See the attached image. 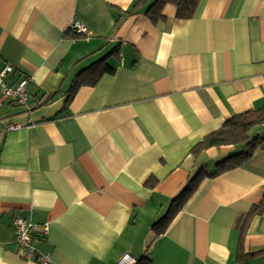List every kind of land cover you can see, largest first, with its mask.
<instances>
[{
    "label": "crops",
    "instance_id": "obj_1",
    "mask_svg": "<svg viewBox=\"0 0 264 264\" xmlns=\"http://www.w3.org/2000/svg\"><path fill=\"white\" fill-rule=\"evenodd\" d=\"M152 2L0 0V66H13L10 85L30 79L28 107H0V264H34L14 241L16 216L38 226L35 247L53 264H118L124 253L264 264V124L249 132L262 139L250 157L203 177L154 229L200 170L240 151L197 150L202 139L264 107V0H198L189 18L168 3L156 20ZM101 59L112 73L68 99Z\"/></svg>",
    "mask_w": 264,
    "mask_h": 264
},
{
    "label": "trees",
    "instance_id": "obj_2",
    "mask_svg": "<svg viewBox=\"0 0 264 264\" xmlns=\"http://www.w3.org/2000/svg\"><path fill=\"white\" fill-rule=\"evenodd\" d=\"M197 2L198 0H153L146 14L152 20H156L161 16L164 5L169 3L173 4L176 7V15L178 18H189L192 16ZM112 71L113 69L105 63V59H101L93 63L90 67L82 71V73H85V77H77L73 80L72 85L69 89L70 95L68 99L73 96V94L80 86L85 84H94L102 74L112 73ZM80 74H78L77 76H79ZM261 124H264V107L259 110L234 115L232 118L227 120L220 129L210 133L202 139V141L196 147L197 150L231 144L239 146L240 151L235 155L227 158L225 161L218 163L216 165V169L213 172L208 173L200 170L172 201V205L170 206L168 213L154 225V229L157 234L163 233L166 230L171 219L178 213L182 204L187 200L190 194L195 191L196 187L203 177L216 176L223 170L250 157L253 154L256 148L260 145L262 139L259 136L250 137L249 132L253 128V126ZM260 208L261 206H258L255 209L259 210ZM252 212L253 211L248 212L243 216V218L241 217L237 221V223L239 224L240 220L242 219V226H240L241 230L245 225L246 219L250 218L251 214H253ZM136 264H151V261L149 258L143 257L140 260L136 259Z\"/></svg>",
    "mask_w": 264,
    "mask_h": 264
},
{
    "label": "built area",
    "instance_id": "obj_3",
    "mask_svg": "<svg viewBox=\"0 0 264 264\" xmlns=\"http://www.w3.org/2000/svg\"><path fill=\"white\" fill-rule=\"evenodd\" d=\"M71 30L79 35H86L88 29L79 21H74ZM14 73V68L9 63L0 66V107L4 99H10L19 106L28 107V93L26 87L30 81L27 76H21L13 85L8 84V78ZM22 125L12 124L6 127V131L17 130ZM14 241L20 248L22 257L34 264H53L49 254L38 251L35 247L38 235V226L25 217L16 216L13 221ZM118 264H136V259L129 253H124Z\"/></svg>",
    "mask_w": 264,
    "mask_h": 264
}]
</instances>
